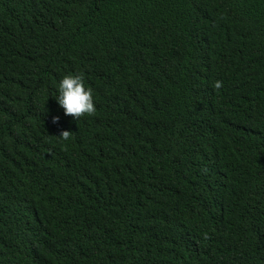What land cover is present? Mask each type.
Listing matches in <instances>:
<instances>
[{"label":"trees","instance_id":"trees-1","mask_svg":"<svg viewBox=\"0 0 264 264\" xmlns=\"http://www.w3.org/2000/svg\"><path fill=\"white\" fill-rule=\"evenodd\" d=\"M0 264H264V0H0Z\"/></svg>","mask_w":264,"mask_h":264},{"label":"clouds","instance_id":"clouds-1","mask_svg":"<svg viewBox=\"0 0 264 264\" xmlns=\"http://www.w3.org/2000/svg\"><path fill=\"white\" fill-rule=\"evenodd\" d=\"M218 85V82H217ZM65 115L76 118L82 114L91 115L95 111L91 89L85 86L80 73L65 74L58 82L57 95L54 97ZM58 117L53 116L55 123ZM69 131L63 130L58 136L67 138Z\"/></svg>","mask_w":264,"mask_h":264}]
</instances>
